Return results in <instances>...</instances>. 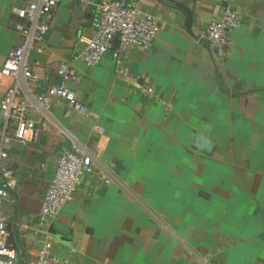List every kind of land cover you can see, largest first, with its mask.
<instances>
[{
	"label": "crops",
	"instance_id": "crops-1",
	"mask_svg": "<svg viewBox=\"0 0 264 264\" xmlns=\"http://www.w3.org/2000/svg\"><path fill=\"white\" fill-rule=\"evenodd\" d=\"M28 0H0V67L19 44L12 8ZM159 18L147 49L111 52L87 67L78 57L93 35L94 10L61 0L48 19L41 53L30 52L31 97L60 84L56 70L71 65L67 86L87 115L66 112L50 97L37 143L11 140L15 187L1 211L13 236L17 264L35 256L40 208L62 153L90 155L99 168L85 174L59 216L46 224L51 256L66 264H264V0H124ZM191 13V25L185 26ZM226 8L242 25L228 45L205 39ZM118 45L113 44V49ZM150 86L152 95L142 89ZM4 81L0 78V100ZM19 99H24L20 95ZM1 132V125H0ZM210 152L193 147L197 135ZM104 171L110 182L98 178ZM3 181L0 179V187Z\"/></svg>",
	"mask_w": 264,
	"mask_h": 264
},
{
	"label": "built area",
	"instance_id": "built-area-1",
	"mask_svg": "<svg viewBox=\"0 0 264 264\" xmlns=\"http://www.w3.org/2000/svg\"><path fill=\"white\" fill-rule=\"evenodd\" d=\"M71 1L78 2L84 9L92 8L95 13L93 35L85 40L78 55L87 67L99 64L111 52L119 72L127 75L123 55L134 48H150L160 30L158 17L143 13L124 0ZM60 2L61 0H28L25 5L12 8L17 20L12 21L10 26L19 35V44L8 51L0 67V78L4 81V92L0 100V179L3 181V186L0 187V264H17L15 247L8 242L7 219L1 211L2 206L10 202L9 191L16 185L15 165L8 160L5 151L7 144L11 140L23 144L39 141L42 135L41 120H33L28 114L35 110L46 115L51 108L50 97H58L65 102L66 115L70 111L88 114L86 107L67 86L78 80L75 69L69 64L58 67L56 74L60 78V84L48 88L45 95L31 97L21 87L24 81L34 78L32 67L35 64L29 61L28 54L43 51L44 37L49 28L47 18ZM242 22L240 12L226 8L219 20L208 24L205 39L211 44L228 45L230 33L239 28ZM115 38L118 46L113 49ZM142 91L148 96L153 94L150 86H145ZM20 95L24 99H19ZM98 168V163L88 154L75 149L62 153L43 196L39 223L41 230L33 231V235L39 232L41 238L35 240L36 253L28 264H66L51 256L52 236L46 224L53 222L72 199L83 175ZM98 178L104 183L111 180L104 171L98 172Z\"/></svg>",
	"mask_w": 264,
	"mask_h": 264
},
{
	"label": "water",
	"instance_id": "water-1",
	"mask_svg": "<svg viewBox=\"0 0 264 264\" xmlns=\"http://www.w3.org/2000/svg\"><path fill=\"white\" fill-rule=\"evenodd\" d=\"M158 1H162V0H158ZM175 7L180 8L181 10H183L185 12V14L187 16L185 26L187 28H189L191 25V19H192L190 11L185 6H183L181 4H176ZM113 44L115 46L118 45V40L116 38L114 39ZM193 147L200 150V151H203V152H210L212 149V142L208 138H206L205 136L199 134L196 136ZM8 231H9L8 242L13 244L14 243L13 242V236H12L9 228H8Z\"/></svg>",
	"mask_w": 264,
	"mask_h": 264
}]
</instances>
